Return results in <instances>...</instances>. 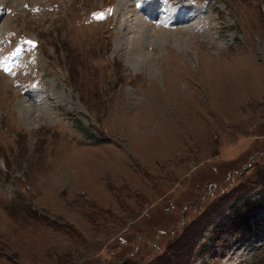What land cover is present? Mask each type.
Instances as JSON below:
<instances>
[{"label":"rangeland","instance_id":"1","mask_svg":"<svg viewBox=\"0 0 264 264\" xmlns=\"http://www.w3.org/2000/svg\"><path fill=\"white\" fill-rule=\"evenodd\" d=\"M173 1L0 0V264H264V0Z\"/></svg>","mask_w":264,"mask_h":264},{"label":"bare ground","instance_id":"2","mask_svg":"<svg viewBox=\"0 0 264 264\" xmlns=\"http://www.w3.org/2000/svg\"><path fill=\"white\" fill-rule=\"evenodd\" d=\"M15 1V0H14ZM186 3H188V2H185V4ZM190 4V3H189ZM150 5H152V7H154V4H150ZM179 5V3H177L176 4V6H178ZM182 7H184L183 5H182ZM133 8H135V7H133ZM165 10H167V9H165ZM215 30V29H214ZM196 51V50H195ZM198 52L199 51H196V53L198 54ZM201 54V53H200ZM199 54V55H200ZM198 55V56H199ZM203 56H204V53H203ZM232 58V57H231ZM203 59V60H202ZM208 59V57H202V58H200V59H198V61H197V63H198V65H201V66H205L206 68H207V65H206V63H205V61ZM205 60V61H204ZM230 61V60H229ZM232 63V62H231ZM213 64V63H212ZM184 65V66H183ZM231 65V64H230ZM145 66V65H144ZM182 66L184 67V69L186 70L187 69V67H185L186 65L182 62ZM219 66V65H218ZM234 65L232 64V67H233ZM213 67V66H212ZM214 67H215V65H214ZM221 67V66H220ZM223 67V66H222ZM221 67V68H222ZM235 67V66H234ZM145 68V67H144ZM224 69V68H223ZM223 69H222V71H223ZM176 70V69H175ZM211 70V69H210ZM228 71H230V69H227ZM221 71V70H220ZM221 71V72H222ZM232 71V70H231ZM230 71V72H231ZM183 72V71H182ZM209 74V76H207V75H204V77H203V79H202V82H201V85H202V88H201V90H202V92L201 91H198V85L199 84H197V83H193L192 82V85H191V82L189 81V83H186V84H184L185 85V90L183 91L184 93H183V95H182V97H180V96H178V97H180V98H177V99H179V100H184L183 98H185L186 97V100H188L187 98H189V101H187V102H185V104L183 105V104H181L182 105V108H181V115L184 117V118H186L185 120H187V123H186V127L187 128H189V130L191 129H198V124H199V122H201V118L204 116V113L206 112V111H208L209 110V108H211L210 106H212V105H214V104H212V105H210V104H206V103H204L203 102V100H202V98L201 97H203L204 95H206L207 96V94H212L213 96H215V93H214V91H215V89H214V83H217V82H215V80H213L214 78H216V79H218L220 82H225V80L223 81V76L221 77V74L222 75H224L223 73H219V71H217V72H211V71H207ZM172 73V72H171ZM206 73V72H205ZM232 74H234L235 72H231ZM230 73V74H231ZM226 74V73H225ZM228 74H229V72H228ZM211 76H213L214 78H212ZM225 76H229V75H225ZM237 76V75H236ZM235 76V78H237ZM244 76V75H243ZM173 77V76H172ZM175 77H176V75H175ZM179 77H181V76H179ZM179 77H178V79H179ZM169 78V77H168ZM229 78V77H228ZM231 78V77H230ZM229 78V79H230ZM234 78V79H235ZM172 79V78H171ZM238 79V78H237ZM166 80V79H165ZM170 80V79H169ZM176 80H177V78H176ZM181 80V79H180ZM232 80V79H231ZM183 83L185 82V80H183V78H182V80H181ZM180 81V82H181ZM227 81H228V79H227ZM262 81V80H261ZM164 82V81H163ZM214 82V83H213ZM231 82V81H230ZM169 83V82H168ZM173 83V82H172ZM232 83V82H231ZM233 83H234V81H233ZM244 83V82H243ZM249 83V82H248ZM165 84V83H164ZM195 84V85H194ZM235 84V83H234ZM171 85V84H170ZM227 85V84H226ZM225 85V86H226ZM230 85V84H229ZM229 85H227V86H229ZM242 86H243V84H241ZM244 85H246V83H244ZM164 86H166V85H164ZM178 86H179V83H178ZM216 86V85H215ZM221 86V85H220ZM224 86V87H225ZM230 87V86H229ZM155 88V87H154ZM220 88V87H219ZM227 88V87H226ZM232 88V87H231ZM230 88V89H231ZM236 88V87H235ZM169 89V88H168ZM221 89H222V87H221ZM229 89V88H228ZM227 89V90H228ZM214 90V91H213ZM220 90V89H219ZM217 91L216 93H217V96H218V93H219V95H221L222 97H223V95L221 94V91ZM226 90V91H227ZM170 91V90H169ZM188 91H190L189 93H188ZM211 91V92H210ZM225 91V92H226ZM156 92V93H155ZM199 92H201L200 94H199ZM209 92V93H208ZM228 92V91H227ZM154 93H155V97L153 98V100L154 99H158V95H161L160 93H159V91H158V88H155L154 89ZM231 93V92H230ZM234 93V92H233ZM153 94V93H152ZM188 94V95H187ZM227 94V93H226ZM39 95L40 94H38V96H37V94L36 93H34V92H28L27 94H26V96H25V99H24V103H28L27 105H26V109H28V107H29V110L30 111H32V116H34V111L37 109L36 108V106H34V105H36V99L37 98H39ZM129 95V94H128ZM165 95L166 96H168L169 94L165 91ZM175 95H177V94H175ZM225 95V94H224ZM228 95H231V94H228ZM227 95V96H228ZM35 96H36V99H35ZM154 96V95H153ZM161 98H162V102H163V99H164V97L163 96H160ZM170 97H172V96H170ZM174 97H177V96H174ZM209 98H211V96H208ZM216 97V96H215ZM215 97H214V99H215ZM219 98H220V96H218ZM225 98H226V95L224 96ZM229 97V96H228ZM227 97V98H228ZM167 98V97H166ZM169 98V97H168ZM167 98V99H168ZM33 99H34V103H33ZM175 100V99H174ZM121 101V100H120ZM155 101V100H154ZM210 101V100H209ZM213 101V100H212ZM214 101H216V100H214ZM23 102H21V103H23ZM159 102V101H158ZM169 103H170V101H168ZM167 102V103H168ZM23 103V104H24ZM154 103V102H153ZM168 103V104H169ZM174 103V102H173ZM172 103V104H173ZM195 103H200L201 104V106H196L195 105ZM215 103V102H214ZM217 103V102H216ZM231 103V102H230ZM115 104V103H114ZM127 104H130V103H127ZM161 104H163V103H161ZM131 105V104H130ZM129 105V106H130ZM150 105V104H149ZM195 105V106H194ZM20 106V105H19ZM126 107V106H128V105H124V104H122V103H119V107H118V109H117V113H119L120 111H121V107ZM169 106V105H168ZM168 106H167V108H168ZM171 106V105H170ZM124 107V108H125ZM140 107H142V105H140ZM161 107H163V106H161ZM220 107V106H219ZM170 108V107H169ZM177 108V107H176ZM215 108V107H214ZM140 109V108H139ZM145 109V108H144ZM151 109V108H150ZM171 109V108H170ZM125 110H126V108H125ZM161 109H159L158 111H160ZM164 110V109H163ZM166 110V109H165ZM169 110V109H168ZM217 110V109H216ZM224 110V109H223ZM227 110H228V107H227ZM127 111V110H126ZM141 111V110H140ZM41 112H43L42 111V109H41ZM144 112H146V111H144ZM156 112V111H155ZM167 112V111H166ZM22 113H23V115H24V112L22 111ZM123 113V112H122ZM217 113V112H216ZM225 113V112H224ZM31 114H30V116H31ZM39 114H40V111H39V113L37 114V116L36 117H38L39 116ZM125 114V113H124ZM137 114V113H136ZM148 114V113H147ZM119 115H121V114H119ZM218 115V114H217ZM152 116V115H151ZM166 116H167V114H166ZM23 117H26V116H23ZM35 117V120L37 119ZM167 117H169V116H167ZM158 118V117H157ZM149 119V118H148ZM162 119V118H161ZM169 119H170V117H169ZM174 120V119H173ZM177 120V119H176ZM194 120H197V126H195V121ZM149 121V120H148ZM161 121V120H160ZM159 121V122H160ZM165 121V120H164ZM171 121V120H170ZM214 121V120H213ZM202 123V122H201ZM204 123V122H203ZM202 123V124H203ZM167 124V123H166ZM144 125H145V123H144ZM159 125V124H158ZM164 125V124H163ZM181 126H183V124H180ZM151 126V125H150ZM171 126V125H170ZM159 127H160V125H159ZM174 127V126H173ZM204 127V126H203ZM182 128V127H181ZM144 129V128H143ZM147 129V128H146ZM163 129V128H162ZM149 130V129H148ZM185 130V132L187 131V129H184ZM177 131H178V129H177ZM194 131V130H193ZM190 132V131H189ZM178 139V138H177ZM176 156V155H175ZM258 240H260L259 242H258ZM262 241V238L261 239H254V241H253V243H252V245L254 244V243H257V244H259L260 246H261V242ZM234 244V243H233ZM248 246H249V244H248ZM239 248V247H238ZM234 252H235V250H234ZM238 253H240V251L238 252ZM237 254V253H236ZM230 255H232V253L230 254ZM235 256V255H234ZM241 256V255H240ZM239 256V257H240ZM231 257V256H230ZM235 258V257H234ZM239 260L241 259V258H238ZM226 263H228V262H226Z\"/></svg>","mask_w":264,"mask_h":264},{"label":"trees","instance_id":"3","mask_svg":"<svg viewBox=\"0 0 264 264\" xmlns=\"http://www.w3.org/2000/svg\"><path fill=\"white\" fill-rule=\"evenodd\" d=\"M233 218L240 230L249 229L251 225L264 220V192L258 199L245 203L243 210H236Z\"/></svg>","mask_w":264,"mask_h":264},{"label":"snow or ice","instance_id":"4","mask_svg":"<svg viewBox=\"0 0 264 264\" xmlns=\"http://www.w3.org/2000/svg\"><path fill=\"white\" fill-rule=\"evenodd\" d=\"M97 18L98 19H102L103 18V14H99L98 16H97ZM30 43V42H29Z\"/></svg>","mask_w":264,"mask_h":264}]
</instances>
